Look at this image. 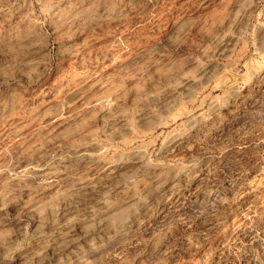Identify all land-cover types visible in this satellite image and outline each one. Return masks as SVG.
<instances>
[{
  "label": "clouds",
  "instance_id": "9594fccd",
  "mask_svg": "<svg viewBox=\"0 0 264 264\" xmlns=\"http://www.w3.org/2000/svg\"><path fill=\"white\" fill-rule=\"evenodd\" d=\"M0 264H264V0H0Z\"/></svg>",
  "mask_w": 264,
  "mask_h": 264
},
{
  "label": "rangeland",
  "instance_id": "374dc122",
  "mask_svg": "<svg viewBox=\"0 0 264 264\" xmlns=\"http://www.w3.org/2000/svg\"><path fill=\"white\" fill-rule=\"evenodd\" d=\"M116 59H117V60H119V59H120L119 55H117V56H116Z\"/></svg>",
  "mask_w": 264,
  "mask_h": 264
}]
</instances>
